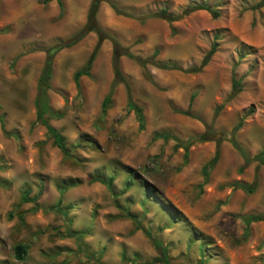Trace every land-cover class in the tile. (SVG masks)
Returning <instances> with one entry per match:
<instances>
[{"label":"rangeland","instance_id":"1","mask_svg":"<svg viewBox=\"0 0 264 264\" xmlns=\"http://www.w3.org/2000/svg\"><path fill=\"white\" fill-rule=\"evenodd\" d=\"M89 1L61 0V15L55 3L20 2L25 16L16 24L23 28H13L11 51L0 50V59L7 56L0 63V264H89L91 255H98L97 264H141L158 257L145 232L176 264H264V220L244 222L264 214V166L252 194L232 189L249 185L255 162L243 165L229 143L230 130L242 119L234 134L239 146L250 158L264 148V6L251 8L259 0L102 1L95 15L100 28L147 61L142 68L125 56L118 59L132 101L142 110L143 128L125 111L122 84L100 113L112 80L109 39L101 42L76 93L72 75L96 42L89 32L52 59L46 98L58 116L45 119L63 137L65 157L44 127L33 125V99L44 50L84 24ZM109 3L132 17L114 14ZM192 5H204L216 17L199 10L168 24L153 15L162 9L179 16ZM212 43L208 63L197 73L183 72L197 67ZM232 79L240 89L229 97ZM159 135L171 138H154ZM200 136L205 140L194 141ZM189 140L183 165L177 146ZM215 148L218 160L202 184L201 168ZM108 177L109 190L90 182ZM128 178L132 186L118 195ZM67 182L73 185L58 207L64 213L46 210ZM24 191L37 209L33 203L15 209ZM69 231L84 234L67 237ZM18 244L26 251L21 260L12 250Z\"/></svg>","mask_w":264,"mask_h":264},{"label":"trees","instance_id":"2","mask_svg":"<svg viewBox=\"0 0 264 264\" xmlns=\"http://www.w3.org/2000/svg\"><path fill=\"white\" fill-rule=\"evenodd\" d=\"M49 1L50 0H42L43 3H47ZM102 1H104V0H90L87 11H86L84 24L76 32H74L72 35H70V37L66 41L58 42L54 46L48 47L44 50L45 56H44L43 64H42L41 70L39 72V76L37 78V81H36L35 95H34V99H33V107H34L33 125H42L46 131V134L51 138L52 144L65 157L69 156V150L67 149V147L64 143L63 137L55 129H53L46 122V119H45V117H48L51 115L53 117L58 116L57 114L53 113L50 110V108L48 107L47 98H46V91H47V89H49V80L51 77L52 59H53V56L58 51H60L62 48L74 45L75 43H77L79 40H81L89 32L95 33L96 42H95L90 54L86 58L84 64L79 69H77L72 75V80L74 83V87L76 89V93L79 94V91H80L79 82H78L79 78L81 76H84V77L90 76L91 65L94 61V58L97 54V51L99 49L101 42L104 39H109L112 42V51H111L112 80H111V84H110V87H109L106 95L103 97V99L101 101L100 113H101V115H103L106 112L107 107L110 105L111 97H112L113 91H114V87L118 84H122L124 87V91H125V111L127 113L131 112L133 114V116L137 122L139 130H142V128H143L142 110L139 106H137L132 101V97L130 94V87H129L127 81L122 76V74L119 70L118 59L121 56H125L127 58L134 60L142 68H144L146 66L147 61L144 59H141L139 57L132 56L129 52H127L126 49L121 48L113 39H111L107 34H105V32L100 28V26L98 25V23L96 21L95 15H96L98 6ZM55 2L59 8V15H61V13H62V2H61V0H55ZM263 6H264V0H259L256 4L251 6V8L257 9V8H260ZM109 7L112 9L114 14H116V15L132 17L131 15L127 14L126 12H122L121 10H119L112 3H109ZM199 10L209 13L211 15V17H213V18L216 17V13L213 10L205 7L204 5L187 6L182 10V12L180 13L179 16H168V15H166V12L162 9L153 15L164 20V21H166L168 24H170L173 21H175L176 19H178L180 16L182 17L185 15H188L189 13H191L193 11H199ZM214 50H215V43H212L211 46L209 47L208 51L204 55V57L201 59L199 65L197 67H194V68L186 69L183 72H185V73H197V72H199L208 63L210 57L214 53ZM155 55H156V51H154L152 53L151 58L155 57ZM152 65H154L160 69H164V70H177L178 69V67H176L175 65H172V64H158L157 65V64L153 63ZM239 89H240L239 83L232 79L231 80V92L229 94V97L236 95L239 92ZM191 100H192V95L190 96V101ZM180 113L183 115H187L186 111L180 112ZM241 125H242V119H240L232 127V129L230 130L229 143L237 151L239 156L242 158L243 165L246 166L252 162H255V166L253 168L252 179H251V182L249 183V185L235 183L232 185V189H240L246 194H252L254 192V190L257 186V182H258V169L260 166H264V148H262L257 154H255L253 157L250 158L246 154V152L239 146V144L237 143V141L234 138V134L241 127ZM0 126L2 127L1 123H0ZM154 138H160L163 141H166L167 139H169L171 137L169 135H159V136H155ZM204 140H205L204 137L200 136V137H197L194 141L202 142ZM191 143H192V141L189 140V141H186V142L181 143V144L179 143L178 144L179 146H177V147L183 149V156H182V164L183 165L186 163V160H187V147ZM217 160H218V150L215 148L212 157L201 168L202 184H205L207 182L208 172L214 167ZM90 182H98V183L104 185L106 187V189L109 190L111 187V184L113 182V177H108L105 180H102L100 178H92L90 180ZM72 185H73L72 183L70 184L69 182H67V184L64 187L61 186V187L57 188L58 198L56 200V203L52 207H47L46 210H50V211H53L56 213L63 214L65 210L61 211L58 208L60 203H61V196L64 193V191L68 187H71ZM131 186H132V180L129 178L126 179L124 184H123L122 190L118 193V195H122L123 192L125 190L129 189ZM27 195H28V191H24L21 194V196L19 198V203L15 207L16 210L19 208V206L21 204H24V203H33L34 209L38 208V206L35 202V199H29L27 197ZM111 196L115 199L117 195L111 193ZM69 208H70L69 205L65 206V209H69ZM17 217L19 218L20 221L22 220L21 214H17ZM127 217L129 219L133 220L135 225H136L135 228L139 229L138 221L136 222L134 217H132L131 215H127ZM7 218H11V215L8 214ZM262 220H264V214L247 216L245 218L244 222H245V225H248L252 222H259ZM83 234H84L83 232H70L69 231V232H67L66 236L67 237L75 236L78 239H80V237ZM145 236L149 239L151 245L158 251V257L155 259H152L149 262H145V263H141V264H156V263H159V264L174 263V264H176V262L179 261V260H170L169 258H167L168 256L166 255L165 248L162 247L159 244V242L156 240V238L151 236L150 233L145 232ZM12 250H13L14 257L17 260L23 259L24 255L26 253L24 246L19 245V244L14 245ZM65 252H67V251H65ZM90 258L93 260V262H91L89 264H97L98 255L97 256L91 255ZM122 259H123V257H121V260ZM199 264H201V261L199 262Z\"/></svg>","mask_w":264,"mask_h":264},{"label":"crops","instance_id":"3","mask_svg":"<svg viewBox=\"0 0 264 264\" xmlns=\"http://www.w3.org/2000/svg\"><path fill=\"white\" fill-rule=\"evenodd\" d=\"M27 0H0V45L2 48L0 49L3 53H8L13 48L10 47V44L13 43V33L14 27H18L16 21H21L25 16L23 13H20V2H24ZM90 2V1H89ZM50 5L56 4L55 0H50L48 2ZM89 5V3H88ZM88 6L85 8V15ZM23 28V25L18 27V29ZM10 31L8 32L7 30ZM7 58V56H6ZM5 57L0 59V63L4 66L7 62Z\"/></svg>","mask_w":264,"mask_h":264},{"label":"water","instance_id":"4","mask_svg":"<svg viewBox=\"0 0 264 264\" xmlns=\"http://www.w3.org/2000/svg\"><path fill=\"white\" fill-rule=\"evenodd\" d=\"M213 140H215V139H213Z\"/></svg>","mask_w":264,"mask_h":264}]
</instances>
